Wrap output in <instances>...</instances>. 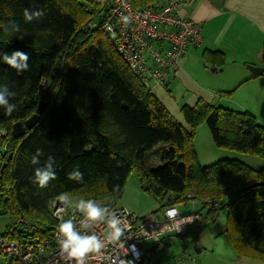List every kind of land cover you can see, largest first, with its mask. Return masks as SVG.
<instances>
[{
    "label": "trees",
    "instance_id": "1",
    "mask_svg": "<svg viewBox=\"0 0 264 264\" xmlns=\"http://www.w3.org/2000/svg\"><path fill=\"white\" fill-rule=\"evenodd\" d=\"M160 1L131 0L136 10L163 7ZM98 7L90 0H0V25L16 20L23 29L8 36L0 27V55L21 51L30 56L23 73L0 60V84L16 93L11 102L17 106L10 116L0 108V217L10 219L0 238H50V203L64 192L74 201L82 196L116 206L136 170L145 183L142 190L160 202L161 213L194 201L195 213L214 221L226 209L225 234L238 258L264 262V169L237 160L201 167L193 146L195 130L205 123L216 146L264 158V126L247 111L214 107L198 98L194 106L181 108L184 129L116 54L114 40L102 31ZM25 8H41L45 15L25 23ZM202 58L212 68L225 65L220 52L205 51ZM260 63L264 68V40ZM34 114L40 116L35 127L13 138V124ZM223 118L230 121L228 129L219 127ZM37 148L44 150L42 163L49 155L56 161L57 179L46 188L32 182L30 157ZM153 156L160 161L156 168L149 161ZM76 167L82 182L67 178ZM113 185H119L118 191ZM165 246L162 240L160 247Z\"/></svg>",
    "mask_w": 264,
    "mask_h": 264
},
{
    "label": "built area",
    "instance_id": "2",
    "mask_svg": "<svg viewBox=\"0 0 264 264\" xmlns=\"http://www.w3.org/2000/svg\"><path fill=\"white\" fill-rule=\"evenodd\" d=\"M90 1L102 11V31L114 40L116 54L147 87L149 84L166 87L182 70L188 46L197 47L201 43L196 24L178 16L177 5L172 1H167L160 8L141 10L134 9L131 0ZM122 16L129 17L127 26L123 24ZM3 135L0 132V138ZM189 206V213H181L177 206H171L162 210V216L151 214L144 217L113 206V210L126 221L125 233L121 240L108 242L101 254H90L87 264H145L146 259H153L150 264H157L153 249H161L164 237H184L195 223L202 221L201 216L195 213L196 203L189 201L185 207ZM208 208L214 211L216 205L209 204ZM74 211V208L65 209L57 197L49 207L54 221L50 238L33 237L21 241L0 238V258L4 264H74L60 251L56 240L61 217L67 219ZM76 219L79 221L82 216L77 213ZM22 223L26 222L22 220ZM96 230L101 233L104 231L100 225H97ZM145 240L153 243L148 253L142 245ZM174 264L190 262L178 258Z\"/></svg>",
    "mask_w": 264,
    "mask_h": 264
},
{
    "label": "rangeland",
    "instance_id": "3",
    "mask_svg": "<svg viewBox=\"0 0 264 264\" xmlns=\"http://www.w3.org/2000/svg\"><path fill=\"white\" fill-rule=\"evenodd\" d=\"M95 21L93 20L90 23L91 28L95 26ZM207 71L200 70V68H193L189 71L180 70L177 79L173 80L169 86L162 87L149 84L148 89L184 129H188V127L183 120L181 108L183 106H194L198 98H203L214 107L225 108L237 113L243 112L245 111L243 108H247L254 112L253 114L257 117L253 116L264 126V100L260 94L256 95L258 100L249 97L247 91L251 90L252 86L241 88L233 96L221 97L218 94L220 93L218 87H221V85L214 84L213 89V82L208 80L209 77L217 76H212ZM224 86L227 88L226 90H233L237 87V85L232 84ZM224 86L221 88H224ZM229 123L228 119L223 118L219 123V127L228 129ZM193 146L201 167L209 166L221 160H237L254 170L264 169V158L216 146L205 123L200 124L195 130ZM149 161L152 168H156L160 164L156 156L150 157ZM144 185L145 183L140 182L137 171L132 170L126 179L123 193L116 206L125 208L138 217L149 214L162 216L160 202L154 196L142 190ZM195 208L197 209V206ZM178 210L181 213H189L191 206L186 208L185 204L180 205ZM226 215L227 210L223 209L219 212L216 220L204 219L195 223L185 238L166 236L164 239L162 237L166 246L156 250L155 259L158 264H174L178 258H185L190 264H264L260 260L238 258L225 234ZM9 223L10 219L8 217H0V236L3 235ZM142 245L147 253L153 247L151 240L143 241ZM148 262V259H146L145 264H148ZM0 264H4L2 258H0Z\"/></svg>",
    "mask_w": 264,
    "mask_h": 264
},
{
    "label": "crops",
    "instance_id": "4",
    "mask_svg": "<svg viewBox=\"0 0 264 264\" xmlns=\"http://www.w3.org/2000/svg\"><path fill=\"white\" fill-rule=\"evenodd\" d=\"M167 1L176 3L178 16L196 24L201 37L199 46H188L182 70H208L209 74L217 76L208 78L213 82V89L214 84L221 87L237 85L233 90L218 87L219 92L233 91L232 96L241 88L252 86L247 91L249 97L258 100L256 95L260 94L264 100V68L260 63L264 40V0H221L219 8L210 0H161L158 6ZM205 51L222 53L225 65L220 69L214 68L217 72H213L212 67L203 61ZM250 66L263 68V73L253 76ZM178 73L171 82L177 79ZM243 109L254 115L251 110Z\"/></svg>",
    "mask_w": 264,
    "mask_h": 264
},
{
    "label": "clouds",
    "instance_id": "5",
    "mask_svg": "<svg viewBox=\"0 0 264 264\" xmlns=\"http://www.w3.org/2000/svg\"><path fill=\"white\" fill-rule=\"evenodd\" d=\"M45 11L41 8H25L22 11V18L25 23L38 21L44 17ZM121 20L125 26L129 22V17L122 16ZM4 34L13 36L21 33L20 22L11 20L6 24L0 25ZM19 39H23L20 36ZM9 68L17 73H23L29 70L30 56L27 52L14 51L11 54L4 53L0 55ZM16 93L10 90L8 84H0V108L5 110L7 115H11L17 108L11 101ZM44 156V150L37 148L30 157V164L33 168L32 182L39 188H46L51 181L57 179L54 165L56 161L53 156H47V159L41 162ZM71 181L82 182L83 173L79 168H74L67 177ZM119 185H113V191H118ZM61 205L67 208H74L73 214L65 219L61 217L56 230V240L60 251L74 264H87L90 254H101L108 242L121 240L126 230V221L107 204H102L96 199H86L80 197L73 199L70 193L64 192L58 196ZM80 214L82 219L77 221L76 214ZM97 225L103 227L104 231L97 232ZM179 230V229H178Z\"/></svg>",
    "mask_w": 264,
    "mask_h": 264
},
{
    "label": "water",
    "instance_id": "6",
    "mask_svg": "<svg viewBox=\"0 0 264 264\" xmlns=\"http://www.w3.org/2000/svg\"><path fill=\"white\" fill-rule=\"evenodd\" d=\"M217 8L220 7L221 0H210ZM253 76H258L263 73V68H258L254 66L249 67ZM213 72H217L216 69L211 68ZM44 109V104H40L38 107V113L41 114ZM40 116L38 114L32 115L29 119H27L23 124L15 123L12 126L11 136L13 138H21L25 135L26 131L32 130L35 125L39 122ZM216 217H214L215 219Z\"/></svg>",
    "mask_w": 264,
    "mask_h": 264
}]
</instances>
